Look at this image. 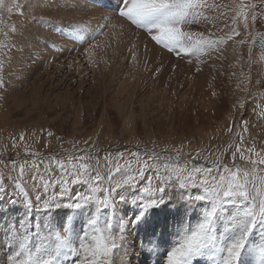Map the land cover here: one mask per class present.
Masks as SVG:
<instances>
[{
	"label": "rangeland",
	"instance_id": "1",
	"mask_svg": "<svg viewBox=\"0 0 264 264\" xmlns=\"http://www.w3.org/2000/svg\"><path fill=\"white\" fill-rule=\"evenodd\" d=\"M24 1L15 0L19 8L13 7L8 12L7 8L12 6L13 0H5L4 8L0 11L3 21L0 23V45L3 46L0 48V61H3L0 77L5 82V86L0 88V171L8 173L11 161H16L19 166L27 160L26 167L30 168L34 159L32 153L39 154L45 164L53 157L67 159L68 156L90 154L93 157L90 163L94 169L91 175L95 176L99 172L104 177H107L109 168L112 167L106 163V157L113 163L119 161L121 165L131 160L132 168L124 170L131 174L114 173L111 181L113 184L117 181L121 184L130 183L131 190L124 187L121 191L131 198L130 191L134 193L143 186L147 177H153L154 185L158 183L153 171H148L145 177L135 176L136 161L130 155L133 152H139L142 157L145 152L153 151L174 157L179 149L182 159H188L189 153L194 155L199 151L201 156L197 163L207 162L210 166L215 156L225 150L223 162L231 165V152L240 143L241 136L242 150L252 145H255L256 151L264 149V0H243L245 5H256L257 19L247 30L251 35H245L241 23V28H238L241 35L234 38L250 42L254 40L255 43L236 45L229 41L225 45L228 48L226 53H219L210 69L207 65L211 58L206 55L197 56L195 67L201 65L200 70L204 71L202 74L196 72L195 67V70L191 68L187 57L185 59L174 55V59L171 57L173 52L157 45L146 32L116 18L115 23L129 25L124 27L126 31L123 44L114 41L111 30L103 27L108 23L105 22L98 26L90 24L92 27L86 25L92 30L90 35L95 29L96 31L88 39L84 34L83 38L86 40L70 50L74 53H55L52 48L54 43L42 38V31L45 30V25L48 26L47 29L52 27L55 31L52 32L56 34L63 33L64 29L52 20L41 25L35 17L28 22V16L24 17L22 10ZM215 1L221 5L231 4V0ZM107 2L115 5L117 0H105V4ZM102 9L115 16L114 7L102 6ZM225 12L223 19L229 24L228 19L233 13H229L227 9ZM198 25L205 28L204 23ZM101 31L105 34L102 35ZM213 33L215 36L221 35L219 31ZM66 34L65 31V39L68 36ZM138 35L146 36L138 39ZM143 40L148 41L149 47ZM33 42L36 46L30 49ZM93 44L96 47L91 48L90 52L86 51ZM135 44L137 51L133 48ZM235 47L241 52L234 51ZM151 50L173 58L175 63L179 62L177 75L167 71V75L154 78L150 75L151 72L148 74L154 64ZM133 54L136 56L135 60L132 59ZM219 55L222 56L221 59ZM24 58L27 62L20 63ZM26 70L29 72H25ZM210 71L213 72L212 79L221 84L219 88L207 83L210 78L205 73ZM238 101L243 102L242 108L234 107ZM242 121H247V125L242 124ZM229 127L232 128L231 132L228 131ZM245 127L247 131L244 130ZM49 132L52 133L51 136L48 135ZM228 143L233 144L232 149L227 148ZM119 153H124L123 159H120ZM96 158L99 159V166L96 165ZM253 159H256L254 154ZM236 163L242 167L249 166L239 159V153ZM31 177L32 173L29 171L26 189L30 195H34L36 188L32 186ZM44 177L45 184L48 179L53 178L56 181H71L67 187L72 193L88 190L79 180H73L71 173L64 174L55 166L51 169V176L44 173ZM109 183L106 178L100 189ZM63 187L64 184L55 183L46 191L59 193ZM100 189L97 195L102 194ZM174 191L178 192L179 189ZM6 200L7 197L0 190V212L5 213L0 219V240L2 247H7L0 250L3 256H10L13 254L9 250L11 240L5 233L8 232L9 225L15 226L18 218L23 216V209L9 211ZM59 211L68 213L67 216L73 213L62 207L49 213H38L34 221L38 217L54 218ZM97 216L102 224L103 219L107 218L104 212L97 213ZM195 223L196 219L192 218L190 224ZM220 227L222 230L223 225ZM33 235L34 233L29 235V247L35 245ZM47 240L55 243L54 238L48 237ZM253 254L258 256V249ZM207 258H200V264H206ZM9 259L5 256L3 260L0 259V264H10ZM258 259L259 257L252 261V264H258Z\"/></svg>",
	"mask_w": 264,
	"mask_h": 264
},
{
	"label": "snow or ice",
	"instance_id": "2",
	"mask_svg": "<svg viewBox=\"0 0 264 264\" xmlns=\"http://www.w3.org/2000/svg\"><path fill=\"white\" fill-rule=\"evenodd\" d=\"M4 4L5 0H0V11ZM102 6L114 7L116 19L146 32L157 45L177 56L191 53L210 58L213 52H222V46L229 41L236 45L255 43L254 40L234 39L241 35L235 25L242 23L245 35H251L247 30L257 19L256 5H245L243 0L239 3L231 0L229 5L217 4L215 0H117L115 5ZM13 7L19 8L15 0L7 11L11 12ZM222 9L233 13L230 24L226 23L220 29L222 35L190 30L194 24H211L212 17L208 13L218 12L220 16H226ZM104 19L108 23L103 27L109 30L124 29V23L111 22L113 17L105 16ZM81 27L79 23L69 24L73 32ZM212 27L215 25L212 24ZM224 29L227 31L224 32ZM101 34L105 33L101 31ZM94 47L96 45H90L86 51L90 52ZM132 59H136L135 54ZM2 68L3 61H0ZM196 71H200V68ZM4 86L5 82L0 77V88ZM234 107L242 108L243 102L238 101ZM241 123L247 125V121ZM244 130L247 131V128ZM228 131L231 132L232 128L229 127ZM20 138L23 140V135ZM242 144L241 136L240 143L231 152V165L223 162L226 150L215 156L210 166L207 162L197 163L201 156L199 151L194 155L189 153L188 159H182L179 149L174 157L154 151L145 152L142 157L139 152H133L130 155L136 161L135 176L145 177L148 171H153L158 183L154 185L153 177H147L143 186L134 193L130 192L131 198L121 191L124 187L131 190L130 183H111L114 173L131 174L124 171L125 168H132L131 160L121 165L119 161L113 163L106 157V163L112 165L107 177L101 176L99 172L95 176L91 175L94 169L90 163L93 159L90 154L68 156L67 159L53 157L45 164L39 154L32 153L34 159L30 168L26 167L27 160L19 166L16 161H11L8 173L0 171V190L7 197L9 211L22 208L23 216L18 218L15 226L9 225L5 233L10 237L9 250L13 252L10 264H69V257L70 264H115L116 252L123 253L120 256L121 264H131L128 258V236L131 232L141 225H150L151 231L146 239L148 244H152L157 235V227L163 226L167 231L169 216L174 222V235L177 239L164 253L166 264H200V258L203 257H208L212 264H248L246 257L257 249L258 264H264V149L256 151L255 145H252L242 150ZM227 148L232 149L233 144L228 143ZM238 153L239 159L249 166L242 167L236 163ZM253 154L256 159H253ZM118 155L123 159L124 153ZM41 165L44 167L41 168ZM96 165L99 166L98 158ZM53 166L64 174L71 173L72 179L79 180L88 190L72 193L67 187L71 182L69 180L56 181L53 178L45 184L44 173L50 177ZM29 171L32 173V186L36 188L34 195H30L26 189ZM106 178L110 183L100 189ZM55 183H62L65 187L59 193L46 191ZM177 188L179 191H174ZM98 189L101 195H97ZM118 204L126 207L121 209ZM169 206L174 209L172 212H168ZM62 207L81 216L87 213L88 218L79 233H73L72 228L63 220L55 228L51 225L45 228L42 221L34 222L36 214L49 213ZM156 210L165 215L159 224L153 225L150 218L158 215ZM121 211L123 215L119 214ZM100 212L107 215L102 226H99L100 221L96 215ZM188 213H192L191 218L196 219L194 225L189 223L191 218ZM4 215L0 212V219ZM60 230H63V234ZM42 232L47 233V237L54 235L55 243L46 242L47 237L42 236ZM31 233L40 238V242L33 247H29ZM163 235L156 241L157 244L167 243Z\"/></svg>",
	"mask_w": 264,
	"mask_h": 264
},
{
	"label": "bare ground",
	"instance_id": "3",
	"mask_svg": "<svg viewBox=\"0 0 264 264\" xmlns=\"http://www.w3.org/2000/svg\"><path fill=\"white\" fill-rule=\"evenodd\" d=\"M101 4H105V0H25L24 4L22 5V10L24 12V17L28 16L26 18V19H28V22L30 20L32 21V19L36 17V18H38L39 24H41V25H42V23L44 25V24H46L47 21H51V20H52V22L56 23L57 26L61 25L62 27H60V28H63L64 32L65 31L67 32L66 35H68L67 36L68 38L67 37H66V39L64 38V36H63L64 32L59 33V34L53 33V32H55V31H53V28L51 27L52 29L51 28L47 29L46 28L47 25H45V27H44L45 30L42 31V34H43L42 38H44L45 40L47 39V42H51V44H52V42L54 43L52 45V48L55 49L54 50L55 53H57L59 51H67V53H74L70 50H74L75 48H77V45L80 42L86 40L83 38L84 34L87 35V39H88L92 36V34L95 33L96 29L93 33H91V35L89 34L90 30H91L90 27H92V26H90V24L93 26H98V25L104 24L105 22H107L104 19L105 16L113 17V20L111 22L115 23V21H114L115 16L112 15L111 13L104 11L102 9ZM106 4H110V3L107 2ZM217 4H221V3L217 2ZM222 11H225V9H222ZM208 14L210 15V17H212L211 24H205L204 23L205 28L199 26L198 24H194L191 26L190 30L205 32V34H207L209 31H211V32L219 31L222 35L223 32H221L220 29H223L224 24H226V20H224L223 16H220L218 12H212V13H208ZM49 18H50V20H49ZM228 20H230V19H228ZM80 22H82V23H80ZM24 23H27V22H24ZM70 23H80L83 25H81L82 27L78 31L73 32L72 29L69 28ZM27 24L29 25V23H27ZM31 24H33V23H31ZM212 24H214L215 27H212ZM86 25L90 26V27H87ZM126 25L129 26L128 24L124 23V27H126ZM202 25H203V23H202ZM235 26L238 28H241V23L238 25H235ZM19 27H21V26H19ZM59 31H61V30H59ZM124 31H126L125 28L123 30H121L119 28L111 30V33H112L111 37L114 38V41H116L117 44H120L121 42H122L121 44H123V40L125 39L123 36ZM91 32H92V30H91ZM30 33H26V34L30 35ZM51 35H53V36H51ZM142 36H143V38H145L146 35L145 36L144 35H141V36L138 35V39H140V37H142ZM40 40H42V39H40ZM145 40H143V42H146ZM130 41H132V40H130ZM135 41H137V39ZM42 43H44V42L42 41ZM55 44H56V46H55ZM126 45H128V43H126ZM146 45H148V47H149L148 43ZM35 46H36V43L33 42L30 49H34ZM235 48H236L235 51L241 52L239 49H237V47H235ZM30 49H29V51H31ZM134 49L137 51V45L136 44H135ZM152 50H151V52H152ZM227 50H228L227 46L226 47L222 46V52H225ZM157 52H152V55L154 54V56H153L154 57V60H153L154 64H153V67L148 70V74H150V72H151L150 75H152V77L154 76V78L155 77L159 78L161 76L167 75V71L169 73L172 72L174 75H177L178 70H179V66H178L179 62L176 61L177 59L175 60L177 63L173 62V58H174L173 56L176 54L174 53L171 56L173 58H169L168 56L165 57L162 54L157 53ZM222 52H213L212 53V55L210 57L211 62L207 65V67L209 69L212 66V63L216 59L217 55L219 53H222ZM37 53H38V49H37ZM148 56L150 57V55H148ZM58 57H59V55H58ZM176 57H181V58H185V59L187 57L190 61L189 64H190L191 68L194 69L195 61H196V57H197L196 54L182 53L180 56L176 55ZM218 57H219V59L222 58L221 55H219ZM22 60L20 61V63H22V62L26 63L27 62V60L25 58ZM240 61H241V54H240ZM79 64H81V63H79ZM198 65H200V64H198ZM200 66L198 68H201ZM30 67H31V65H30ZM18 69H19L18 71H20V67ZM79 69H80V67H79ZM195 69H197V68L195 67ZM209 69H208V71H209ZM155 71H157V73H155ZM183 71H184V69H183ZM25 72H29V71L26 70ZM192 72L194 73L195 71L192 70ZM196 72L201 73L204 71L200 70V71H196ZM207 72L205 74L207 75L208 79L210 78L207 81V83L210 82L208 84L215 85V86L217 85V88H219L221 84H217L216 81L212 79L213 72H211V71H210V73H207ZM129 206L130 205H128L127 207H129ZM118 207L123 209L126 206L125 205H118ZM173 210L174 209L171 206H169L168 212H172ZM156 212L158 213V215L150 218L151 224H153V225L159 224V222L164 219V215H165L163 212H160V210H156ZM119 214L123 215V211H121ZM131 214H132L131 211H129V215H131ZM67 215H68V213H63V211H59L58 213H55L54 218H51V217L40 218V217H38V218H36V221H34V222H41L42 221V222H44L43 225L45 228L48 227V223H49V225H52V227L55 228L63 220L66 222V224L68 226H70L72 228L73 233H79L81 226L87 220L88 215L85 214V215L81 216V215H77L74 213H71V215H69V216H67ZM188 217L191 218L192 213H188ZM104 219H103V221H104ZM191 219L189 220V223H190ZM101 221H100L99 226L103 225L101 223ZM173 224H174V222H173L171 216H169L167 231L165 232V229L163 228V226L157 227V229H156L157 235H156V238L152 244H148L147 239H146V235L148 233H150V231H151L150 225H141L137 230L131 232V234L128 236V244H129L128 258L131 259V264H166V259L164 257V253L167 249H169L171 246H173L176 243V239H177V237L174 235L176 229L174 228ZM60 231H61V234H63V230H60ZM162 233H164L163 239L167 243L157 244L156 241H159ZM43 234L45 237H47V233L42 232L41 235H43ZM3 238H4V236H3ZM33 238L36 241L35 245H36V243L40 242V238H38L35 233L33 235ZM50 238H54V235H53V237L51 236ZM3 240H6V239H3ZM49 241L52 242V240H49ZM1 242H2V240H0V248H6L7 249L6 246L2 247ZM47 242H48V240H47ZM253 253L251 256L246 257L248 264H252V261H254L258 258V256H255L257 254H253ZM121 255H123V253H121V252L115 253V255H114L115 264H121V262H120V256ZM5 256H7L9 259V257L11 255L10 256L5 255ZM5 256H3V254L0 250V259L3 260ZM68 260L70 263L71 257H69ZM206 264H212V261L209 258H207Z\"/></svg>",
	"mask_w": 264,
	"mask_h": 264
}]
</instances>
